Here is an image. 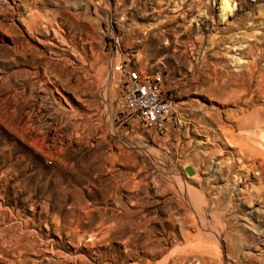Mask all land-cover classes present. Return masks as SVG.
Returning <instances> with one entry per match:
<instances>
[{
  "label": "rangeland",
  "instance_id": "obj_1",
  "mask_svg": "<svg viewBox=\"0 0 264 264\" xmlns=\"http://www.w3.org/2000/svg\"><path fill=\"white\" fill-rule=\"evenodd\" d=\"M230 1L0 0V264H264V0Z\"/></svg>",
  "mask_w": 264,
  "mask_h": 264
},
{
  "label": "built area",
  "instance_id": "obj_2",
  "mask_svg": "<svg viewBox=\"0 0 264 264\" xmlns=\"http://www.w3.org/2000/svg\"><path fill=\"white\" fill-rule=\"evenodd\" d=\"M124 72L121 97L124 109L147 129L162 131L179 121L174 102L164 88L160 73L142 74L130 64L121 63Z\"/></svg>",
  "mask_w": 264,
  "mask_h": 264
},
{
  "label": "bare ground",
  "instance_id": "obj_3",
  "mask_svg": "<svg viewBox=\"0 0 264 264\" xmlns=\"http://www.w3.org/2000/svg\"><path fill=\"white\" fill-rule=\"evenodd\" d=\"M231 1L230 0H221V3L220 4H222V6H221V10H222V12H223V15L224 14H228L229 12H231L232 10H233V6H232V4L230 3ZM39 18V17H38ZM224 19V18H223ZM229 25V24H228ZM25 46V45H24ZM26 48V47H25ZM28 50V49H27ZM244 52V51H243ZM31 61H34V62H36L37 60H38V55L36 56V55H34L33 54V51L31 52ZM35 54H38V53H35ZM44 58V57H43ZM44 60V59H43ZM216 65V64H215ZM248 67V66H247ZM221 71V70H220ZM224 71V70H223ZM224 72H226V71H224ZM223 72V73H224ZM142 74H145V73H143V72H141ZM216 73V72H215ZM26 77V76H25ZM241 77V76H240ZM24 82H26L27 83V85L29 84V86L30 85H32L33 83H32V81H30V78H24ZM24 230V229H23ZM22 234V233H21ZM32 235V234H31ZM40 235V234H39ZM38 237V236H37ZM27 238V237H26ZM38 239V238H37ZM40 239V238H39ZM16 240H18V238H16ZM41 240H43V239H41ZM45 241V240H44ZM48 241V240H47ZM51 241V240H50ZM41 242V241H40ZM44 243V242H43ZM60 243V242H59ZM39 246V245H38ZM55 246V245H54ZM62 246V245H61ZM44 247V246H43ZM64 247V246H63ZM20 248V247H19ZM56 248H57V246H56ZM56 248H54V249H56ZM40 249V248H39ZM42 249V248H41ZM49 249V248H48ZM48 252V251H47ZM60 252V251H59ZM58 252V253H59ZM62 253V252H61ZM64 253V252H63ZM52 256V255H51ZM58 257H60V256H58ZM64 257V256H63ZM62 258V257H61ZM68 258V257H67ZM67 258H64V259H67ZM70 258V257H69ZM43 259H45V258H43ZM63 259V260H64ZM49 261V260H48ZM47 261V262H48ZM53 261V260H52ZM75 261V260H74ZM46 262V261H45ZM55 262H57V261H55ZM68 262V261H67ZM69 262H70V260H69ZM75 263V262H74ZM40 264H41V262H40ZM72 264V263H71Z\"/></svg>",
  "mask_w": 264,
  "mask_h": 264
}]
</instances>
